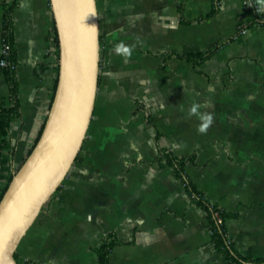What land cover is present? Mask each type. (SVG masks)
<instances>
[{"label": "crops", "instance_id": "obj_1", "mask_svg": "<svg viewBox=\"0 0 264 264\" xmlns=\"http://www.w3.org/2000/svg\"><path fill=\"white\" fill-rule=\"evenodd\" d=\"M254 1L264 13V0ZM96 2L101 59L91 125L17 259L99 264L112 238L108 264H229L209 211L164 160L170 154L194 159L186 177L229 215L234 253L264 264V22L239 35L251 19L245 0ZM9 18L17 95L1 68L0 95L18 104L10 137L19 161L54 93L55 21L50 0H1L0 56ZM214 47L198 67L186 59Z\"/></svg>", "mask_w": 264, "mask_h": 264}, {"label": "water", "instance_id": "obj_2", "mask_svg": "<svg viewBox=\"0 0 264 264\" xmlns=\"http://www.w3.org/2000/svg\"><path fill=\"white\" fill-rule=\"evenodd\" d=\"M59 41L58 84L43 133L0 202V264L15 253L63 185L85 143L99 86L96 0H50Z\"/></svg>", "mask_w": 264, "mask_h": 264}, {"label": "trees", "instance_id": "obj_3", "mask_svg": "<svg viewBox=\"0 0 264 264\" xmlns=\"http://www.w3.org/2000/svg\"><path fill=\"white\" fill-rule=\"evenodd\" d=\"M245 2L248 7V11L251 15V19L245 24V26H243L240 29L239 35L242 34V32L246 31L247 28L253 27L259 24L260 22H264V13H261L258 10L255 1L245 0ZM50 40L54 43V51L50 55H53L55 57V66H54L55 83H54V93L52 95L49 110L54 100V96L58 84V77H59L60 52H59V41H58L56 27H54V29L50 34ZM3 44L9 45L11 48L8 56H6V59L9 62V66L6 68H1V67L0 68L7 77V80L11 86V92L13 97H16L17 65H16V52L14 48L13 27L10 18L7 20V23L5 24V29L3 34ZM217 49L218 47H214L208 50L207 52L188 55L186 56V59L192 61L198 67L204 61L211 58ZM18 117H19L18 104H15L13 106H8L6 104L5 99L0 95V202L2 201L6 191L8 190L14 176L19 172V170L22 168V166L24 165V163L26 162V160L28 159V157L31 155L34 148L36 147L43 133L46 121L48 119V114L40 116L37 122L35 123L33 131L25 148L24 154L19 161L17 160L16 151L10 137L11 124ZM164 160H166L167 163L173 167L177 179L180 180L186 186V188L195 196L197 202L209 211L210 221H211V231L213 234V239L215 241L217 250L225 256L229 264H248L249 262L246 259H242L234 253L226 237L225 222L229 218V215L226 214L224 211L214 206H211L208 202H206L203 195L199 193L196 187L186 177L185 166L187 163L193 162L194 159L175 158L170 154H165ZM61 188L62 186L58 189L56 194L61 190ZM216 214H218L219 217L223 220V224L221 225L218 224V219L216 217ZM116 244L117 241L113 240L112 238L111 239L109 238V240L105 241L102 244V246L98 250L99 264H108L110 252ZM15 258L19 264H28L19 261L16 257V254H15Z\"/></svg>", "mask_w": 264, "mask_h": 264}, {"label": "built area", "instance_id": "obj_4", "mask_svg": "<svg viewBox=\"0 0 264 264\" xmlns=\"http://www.w3.org/2000/svg\"><path fill=\"white\" fill-rule=\"evenodd\" d=\"M246 3V2H245ZM245 33V31L243 32ZM10 46L9 45H4L3 44V47H2V50H1V59H0V67L1 68H6L9 66V62L8 60L6 59V56H8L9 52H10ZM216 217L218 219V224H223V220L219 217L218 214H216Z\"/></svg>", "mask_w": 264, "mask_h": 264}, {"label": "clouds", "instance_id": "obj_5", "mask_svg": "<svg viewBox=\"0 0 264 264\" xmlns=\"http://www.w3.org/2000/svg\"><path fill=\"white\" fill-rule=\"evenodd\" d=\"M195 111H196V109H195V107H194V108L192 109V112L195 113ZM206 127H207V125H205L204 128H201L200 131H204Z\"/></svg>", "mask_w": 264, "mask_h": 264}]
</instances>
